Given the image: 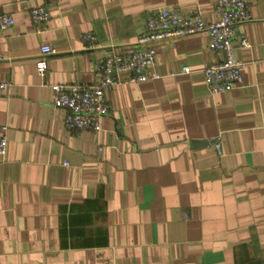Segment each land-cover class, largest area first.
I'll return each instance as SVG.
<instances>
[{
  "label": "crops",
  "instance_id": "crops-1",
  "mask_svg": "<svg viewBox=\"0 0 264 264\" xmlns=\"http://www.w3.org/2000/svg\"><path fill=\"white\" fill-rule=\"evenodd\" d=\"M246 1L240 84L211 95L207 35L168 37L159 78L117 74L92 132L64 128L51 85L94 83L157 10L216 21L215 0H0L14 21L0 30V264H264V0ZM38 6L50 19L36 32Z\"/></svg>",
  "mask_w": 264,
  "mask_h": 264
},
{
  "label": "built area",
  "instance_id": "built-area-1",
  "mask_svg": "<svg viewBox=\"0 0 264 264\" xmlns=\"http://www.w3.org/2000/svg\"><path fill=\"white\" fill-rule=\"evenodd\" d=\"M215 13L218 18L214 22H206L199 14L183 16L175 10L160 9L144 21L133 44L113 51L106 58L99 60L95 66L97 80L92 84H55L53 91V106L65 111L63 125L68 131L88 130L98 132L101 118L108 113L106 94L122 80L117 74L125 73L126 83H141L149 79H158L156 74H149L155 62L156 41L168 37H185L205 33L208 37V48L217 57L201 69L204 85L211 95L224 94L241 83L243 63L236 58L234 40L237 36V26L250 22L252 16L246 0H215ZM30 22L36 32L50 19V12L45 6L29 10ZM13 19L0 13V30L13 26ZM85 41L92 44L94 38L87 35ZM249 42L239 38V47L246 48ZM54 53L49 46L40 48V58L37 60L36 73L43 77L47 70L44 56ZM189 73V68L182 69ZM5 85L0 86L2 90ZM7 128L0 125V156H5L7 150ZM218 151V147H216Z\"/></svg>",
  "mask_w": 264,
  "mask_h": 264
}]
</instances>
